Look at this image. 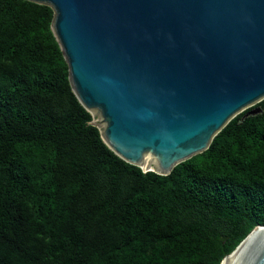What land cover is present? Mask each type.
I'll return each mask as SVG.
<instances>
[{
	"label": "trees",
	"instance_id": "16d2710c",
	"mask_svg": "<svg viewBox=\"0 0 264 264\" xmlns=\"http://www.w3.org/2000/svg\"><path fill=\"white\" fill-rule=\"evenodd\" d=\"M53 20L0 0V264H221L264 226V100L170 175L144 172L79 102Z\"/></svg>",
	"mask_w": 264,
	"mask_h": 264
},
{
	"label": "water",
	"instance_id": "95a60500",
	"mask_svg": "<svg viewBox=\"0 0 264 264\" xmlns=\"http://www.w3.org/2000/svg\"><path fill=\"white\" fill-rule=\"evenodd\" d=\"M27 1L52 8L75 95L144 172L170 175L264 100V0ZM235 255L264 264V226L221 264Z\"/></svg>",
	"mask_w": 264,
	"mask_h": 264
},
{
	"label": "bare ground",
	"instance_id": "6f19581e",
	"mask_svg": "<svg viewBox=\"0 0 264 264\" xmlns=\"http://www.w3.org/2000/svg\"><path fill=\"white\" fill-rule=\"evenodd\" d=\"M236 258H237V255H235V256L232 258L231 263H233V262L235 261L234 264H236V261H237V259H238V258H237V259H236Z\"/></svg>",
	"mask_w": 264,
	"mask_h": 264
}]
</instances>
